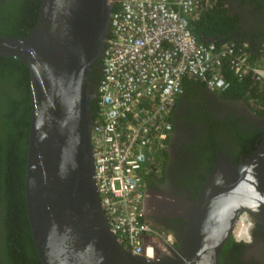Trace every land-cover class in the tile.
I'll return each mask as SVG.
<instances>
[{"label":"water","instance_id":"95a60500","mask_svg":"<svg viewBox=\"0 0 264 264\" xmlns=\"http://www.w3.org/2000/svg\"><path fill=\"white\" fill-rule=\"evenodd\" d=\"M112 0H39L24 35H0V55L29 77L24 208L41 264H213L241 212L264 226V131L244 158L218 152L195 200L175 207L186 221L145 258L124 249L99 204L90 143V65L101 60Z\"/></svg>","mask_w":264,"mask_h":264},{"label":"built area","instance_id":"2783aa9c","mask_svg":"<svg viewBox=\"0 0 264 264\" xmlns=\"http://www.w3.org/2000/svg\"><path fill=\"white\" fill-rule=\"evenodd\" d=\"M200 1H111L90 128L92 176L116 241L145 258L167 252L174 241L142 219L143 176L165 150L182 80L223 91L230 84L226 70L236 80L264 82V58L251 59L245 40H196L187 15Z\"/></svg>","mask_w":264,"mask_h":264},{"label":"flooded vegetation","instance_id":"af4514ba","mask_svg":"<svg viewBox=\"0 0 264 264\" xmlns=\"http://www.w3.org/2000/svg\"><path fill=\"white\" fill-rule=\"evenodd\" d=\"M222 1L235 17V25L229 30L232 37L245 40L249 51L257 53L264 47V0ZM22 7L20 0H0V35H10L6 33L12 28L24 25ZM88 76L92 101L96 98L97 74ZM193 80L188 86L182 85L175 98L165 152L146 167L143 176L142 219L174 239L186 221L175 214V207L196 199L216 154L222 152L234 160L244 158L248 155L244 147L249 143L241 145V141L253 139L250 146L256 145L264 131V114L252 111L242 98L210 90L202 81ZM241 216L246 223L241 220L236 228L235 223L213 264H264V226L247 212ZM3 236L0 224V264H8Z\"/></svg>","mask_w":264,"mask_h":264},{"label":"trees","instance_id":"16d2710c","mask_svg":"<svg viewBox=\"0 0 264 264\" xmlns=\"http://www.w3.org/2000/svg\"><path fill=\"white\" fill-rule=\"evenodd\" d=\"M20 3L23 4L20 14L24 25L18 29L12 28L6 34L24 35L37 19L39 0H24V3L20 0ZM187 21L190 31L198 41L218 42L234 39L229 30L235 25V17L228 12L222 0H201L197 10L187 15ZM250 57L257 60L264 58V47L255 54L250 52ZM100 69L101 60L91 63L88 75L97 74L96 85L101 75ZM224 74L230 84L220 93L233 98H242L252 111L264 114V82L255 81L249 75L236 80L226 70ZM87 79L89 80L90 77L87 76ZM193 82V79H183L182 85L188 86ZM89 106L92 120L96 98L89 101ZM28 112V70L20 61L0 55V206L2 207L0 224L4 227L5 259L8 260V264H41L32 244L24 208L23 174ZM250 136L253 135L248 137ZM253 141V139L241 141V145L249 143L244 147L246 148L244 152L249 153L256 146H250ZM164 152L165 150L155 158V161H158Z\"/></svg>","mask_w":264,"mask_h":264},{"label":"bare ground","instance_id":"6f19581e","mask_svg":"<svg viewBox=\"0 0 264 264\" xmlns=\"http://www.w3.org/2000/svg\"><path fill=\"white\" fill-rule=\"evenodd\" d=\"M241 220H245V219H244V217L241 216V214H240L239 217H238V219H237V221H236L235 228H236L237 225H239L240 223H242ZM243 224H244V223H243ZM241 227H242V226H241ZM235 228H234V230H235ZM245 228H246V227H245V225H244V227H243V231H244Z\"/></svg>","mask_w":264,"mask_h":264},{"label":"rangeland","instance_id":"374dc122","mask_svg":"<svg viewBox=\"0 0 264 264\" xmlns=\"http://www.w3.org/2000/svg\"><path fill=\"white\" fill-rule=\"evenodd\" d=\"M243 217H244V219H245V216H243ZM242 222L246 223V221H245V220H242Z\"/></svg>","mask_w":264,"mask_h":264}]
</instances>
